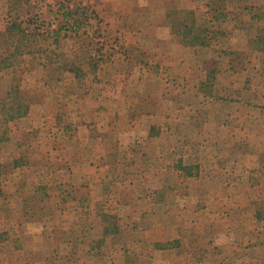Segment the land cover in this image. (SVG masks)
<instances>
[{"label": "rangeland", "instance_id": "374dc122", "mask_svg": "<svg viewBox=\"0 0 264 264\" xmlns=\"http://www.w3.org/2000/svg\"><path fill=\"white\" fill-rule=\"evenodd\" d=\"M0 264H264V0H0Z\"/></svg>", "mask_w": 264, "mask_h": 264}, {"label": "trees", "instance_id": "16d2710c", "mask_svg": "<svg viewBox=\"0 0 264 264\" xmlns=\"http://www.w3.org/2000/svg\"><path fill=\"white\" fill-rule=\"evenodd\" d=\"M68 17H72L73 16V13L72 12H69V13H67L66 14ZM67 19H71V18H67ZM65 21H72V20H65ZM63 25H66L65 24V22L63 23ZM16 25H13V27H15ZM38 29V28H37ZM20 31L22 32L23 31V29H20ZM32 35H35V36H40V35H42L40 32H36V30H34V31H32ZM56 39H58V36H55V38H53V43L55 42L56 43V41H58V40H56ZM52 43V44H53ZM10 55L8 54L5 58H2L3 60L1 61V63H3V64H5L6 63V60H8V57H9ZM69 70H73L74 68L72 67V66H69V68H68Z\"/></svg>", "mask_w": 264, "mask_h": 264}]
</instances>
